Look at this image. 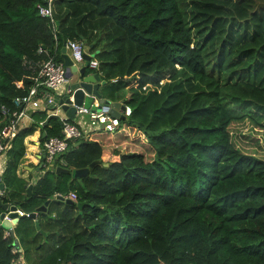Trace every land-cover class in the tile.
Returning <instances> with one entry per match:
<instances>
[{"label": "trees", "instance_id": "trees-1", "mask_svg": "<svg viewBox=\"0 0 264 264\" xmlns=\"http://www.w3.org/2000/svg\"><path fill=\"white\" fill-rule=\"evenodd\" d=\"M39 3L0 0V106L79 40L97 61L86 72L105 81L101 98L130 113L43 162L27 193L17 171L34 158L33 132L41 143L61 130L57 116L30 112L7 151L0 203L27 214L47 204L37 227L18 217L17 247L0 226V264H264V157L229 131L244 119L264 129V0H53L51 21ZM68 192L72 203L54 199Z\"/></svg>", "mask_w": 264, "mask_h": 264}, {"label": "built area", "instance_id": "built-area-1", "mask_svg": "<svg viewBox=\"0 0 264 264\" xmlns=\"http://www.w3.org/2000/svg\"><path fill=\"white\" fill-rule=\"evenodd\" d=\"M36 8L40 16L52 20L53 0H42V3L37 4ZM64 47L76 69L85 66L89 70H94L97 67L95 58L89 56L88 60H84L85 50L81 41L66 40ZM38 51H41V49H38ZM114 81L115 79L111 80V82ZM69 91L62 63L55 62L52 56L48 55L37 64L33 83L27 92L14 97L10 106H0V174L4 170L7 151L11 147V139L30 122V112L35 110L48 111L50 107L60 109L58 100ZM83 101L80 105L74 106V115L70 120L65 116L58 117L61 128L59 137H47L41 142V151L44 155L43 162L47 166L50 165L54 157L66 151L69 142L91 131L104 130L111 132L118 126L119 117L110 114L109 105L99 103L98 99L94 97L87 106ZM121 105H123V109H117L118 115H122L124 118L129 115L130 108L126 104ZM2 192L3 189L0 190V196H2ZM56 195L71 201L76 199L73 192H68L66 195ZM1 211L3 212L2 219L8 221L11 228H13L18 217L27 216V213H23L18 208L14 210L17 213L15 218H8L7 209ZM4 234L9 235L6 229Z\"/></svg>", "mask_w": 264, "mask_h": 264}, {"label": "water", "instance_id": "water-1", "mask_svg": "<svg viewBox=\"0 0 264 264\" xmlns=\"http://www.w3.org/2000/svg\"><path fill=\"white\" fill-rule=\"evenodd\" d=\"M65 41L62 43V46L60 48V55L62 58V65L65 70V76L67 78V86L68 89L70 90L68 93L62 95V97L58 100V105L66 115L67 118L71 119L74 115V106L75 105H80L82 100L84 99L85 95H91L92 97L98 99L99 103H104L105 105H109L110 109L109 112L112 116H117L119 118H123L122 115H118V110L120 108L123 109V105H120L118 102H112L107 99H103L100 96V93L98 92V85L103 84L105 81L100 80L99 75L95 72L89 73L86 72V67L81 66L78 69L74 65H72V62L70 58L68 57L65 47H64ZM85 53H84V60H88L89 56L86 54L87 47H84ZM73 75V76H72ZM71 77V80H70ZM119 107V108H118ZM56 116V115H54ZM41 136H44V133H41ZM44 161V155L41 153L39 155V163L38 166L42 165ZM94 162L89 163V166H92ZM38 167L35 169L37 170ZM87 168H79V169H74L71 173L73 177L79 178L84 176L87 173ZM56 172H66L69 173L70 171L68 169L62 168V167H55ZM32 184L29 183L26 186V191L27 193L30 192ZM3 189V184L0 182V190ZM54 199H59L63 200L66 203H72L71 200L69 199H63L62 196L60 195H55ZM47 204V201L44 202L43 205L39 206L36 208V211L28 213L27 216L30 217L31 219L34 220V226L37 227V222L35 220L36 212H42L44 213L45 211V205ZM83 203L77 202L75 203V206L79 209ZM15 205H8L6 203H0V209L1 210H8L7 216L8 218H15L17 217V213L14 211L15 210ZM3 212L0 211V226L6 229L9 233V235L12 238V244L17 247L18 242L17 239L13 235L12 228L10 227V223L6 220L2 219ZM44 235V233H43Z\"/></svg>", "mask_w": 264, "mask_h": 264}, {"label": "rangeland", "instance_id": "rangeland-1", "mask_svg": "<svg viewBox=\"0 0 264 264\" xmlns=\"http://www.w3.org/2000/svg\"><path fill=\"white\" fill-rule=\"evenodd\" d=\"M88 56H92L93 53L87 51ZM102 80V79H101ZM102 85V84H101ZM128 93H126L127 96ZM92 100L91 95L84 97V104L87 106ZM122 104H124L122 102ZM95 105H97L95 103ZM229 131L234 140L235 146H237L242 152L248 154H254L259 157H264V129H258L254 127L251 121L244 119L233 122L229 126ZM31 152H28L30 154ZM18 175H21L24 171L18 170ZM33 175L28 176L31 178Z\"/></svg>", "mask_w": 264, "mask_h": 264}, {"label": "crops", "instance_id": "crops-1", "mask_svg": "<svg viewBox=\"0 0 264 264\" xmlns=\"http://www.w3.org/2000/svg\"><path fill=\"white\" fill-rule=\"evenodd\" d=\"M85 47V46H84ZM89 73H93L92 71H90ZM73 76V75H72ZM100 79V78H99ZM70 80H71V77H70ZM101 80V79H100ZM99 89H100V84L98 85V91H99ZM86 96V95H85ZM84 100V99H83ZM118 103H120V105L122 104V101H117ZM119 108V107H118ZM120 109V108H119ZM46 113L47 114H51V115H56L57 117H63V116H65L66 117V115H65V113L63 112V111H61V109H49L48 111H46ZM36 134V137L34 138V139H30V144L31 145H33L34 147H35V149H34V151L32 152V155H33V157L34 158H30V159H21V161H20V164H19V167H18V170L20 171V169L21 170H23V171H25V174L24 175H20L21 177H25V178H27L28 176H30V175H33L31 178H30V181H29V183H31L32 184V181L33 180H35V178H36V176L38 175V173H37V171H38V168H39V166H38V163H39V155H41V153H42V151H41V143L39 142V140H38V137H39V130L38 129H36L34 132H33V134ZM31 135H28V136H26L25 138H24V140H23V144H24V142H25V140L28 138V137H30ZM24 150H25V146H24ZM103 155V159H104V161H109V160H111L113 157H114V155L113 154H109L108 152H105V153H103L102 154ZM30 164H32V165H36V167H38L37 168V170L35 169V168H32L31 166H30ZM41 166V165H40ZM0 211H1V209H0ZM18 219V218H17ZM17 219L15 220V222L17 221ZM14 235V234H13Z\"/></svg>", "mask_w": 264, "mask_h": 264}]
</instances>
